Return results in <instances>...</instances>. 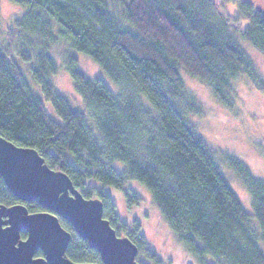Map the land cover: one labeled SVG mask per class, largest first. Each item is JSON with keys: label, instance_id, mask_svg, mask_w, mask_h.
<instances>
[{"label": "trees", "instance_id": "trees-1", "mask_svg": "<svg viewBox=\"0 0 264 264\" xmlns=\"http://www.w3.org/2000/svg\"><path fill=\"white\" fill-rule=\"evenodd\" d=\"M10 1L23 14L15 19L18 29L9 32L14 43H0V136L35 149L85 198L100 199L104 218L118 236L137 245L140 264H146L142 257L163 263L141 232L143 222L122 221L107 188L123 190L133 207L141 197L126 186L145 187L151 207L202 264H208L207 258L215 264H264V179L255 177L240 157L218 154L200 137L189 116L203 110L182 77L185 72L199 80L228 108L235 104L241 78L264 90L259 86L263 76L238 42L240 36L264 56V12L243 1L247 11L241 9V19L253 22L245 32L217 15L215 0H119L121 15L111 10L117 0ZM58 40L72 51L65 64L83 109L52 81L59 67L49 50ZM74 51L90 57L122 91L85 75ZM22 61L33 64L42 97L25 78ZM43 100L61 121L50 117ZM113 109L126 112L127 120L101 126V116ZM223 162L251 195L253 214L228 183ZM18 203L0 176V206ZM26 207L29 213L46 211L37 200ZM60 220L72 234L66 257L102 264L99 252Z\"/></svg>", "mask_w": 264, "mask_h": 264}, {"label": "rangeland", "instance_id": "rangeland-1", "mask_svg": "<svg viewBox=\"0 0 264 264\" xmlns=\"http://www.w3.org/2000/svg\"><path fill=\"white\" fill-rule=\"evenodd\" d=\"M247 1L253 3L254 7L259 3V0ZM123 7L124 5L120 4L119 0H117L114 10L113 8L111 10L115 14L121 15ZM22 14L23 9L21 7L13 4L10 0H0V43L4 39L6 40L4 44L14 43L13 38L9 37V32L11 28L18 29L15 25V19L20 18ZM246 26L244 25V28ZM38 42L43 44L42 40ZM238 42L251 57L257 71L264 78V60H262L264 56L251 43L245 41L240 36H238ZM71 53L72 51L66 42L58 40L56 43L50 45L49 54L56 60L59 67L52 81L60 94L66 96L79 109H83V103L79 100L80 97L74 88L71 74L65 64L66 56ZM74 54H76L79 60L78 68L85 75L92 79L96 77L102 78L107 86L112 91H115L114 87L111 86L113 82L96 62L85 54L75 51ZM21 66L24 70L25 78L32 85L33 92L42 97L31 73L33 64L22 61ZM182 74L188 90L194 94L203 110L202 115L191 114L189 116L190 123L195 127L200 137L218 154L230 152L240 157L247 163L255 177L264 179V176L261 175V173H264V148L257 142V138L260 135L261 121H264V90L259 89L249 78H241L236 83L238 95L235 104L233 108H228L211 93L206 85L195 78L189 77L185 72ZM44 103L50 117L61 121L52 105L47 101H44ZM122 166V164L119 165L120 169ZM223 171L228 183L232 186L231 188H233L242 201L244 209L249 214H253L252 198L246 187L224 162ZM126 189H135L134 192L141 197L139 205L130 203V205H134L133 207L130 206V208L123 190L113 187L106 190L116 204L117 213L122 221L130 222L136 219L139 222H143L141 232L145 235L150 250L156 254L163 264H202L178 241L176 234L172 233V230L163 220V216L158 208L155 205L151 207L153 198L145 187L137 182H130L126 186ZM148 200L151 202H148ZM254 227L257 229L255 224ZM260 247L264 251L263 241L260 242ZM142 260L146 264L149 263V260L145 257H142ZM207 262L208 264H215L212 258H207Z\"/></svg>", "mask_w": 264, "mask_h": 264}, {"label": "water", "instance_id": "water-1", "mask_svg": "<svg viewBox=\"0 0 264 264\" xmlns=\"http://www.w3.org/2000/svg\"><path fill=\"white\" fill-rule=\"evenodd\" d=\"M0 176L20 202L0 206V264H98L66 257L72 234L60 219L99 252L102 264H140L137 245L118 236L104 218L103 202L85 198L67 174L51 169L35 149L0 136ZM35 200L46 211L29 213L24 203ZM38 251L42 256H36Z\"/></svg>", "mask_w": 264, "mask_h": 264}, {"label": "snow or ice", "instance_id": "snow-or-ice-1", "mask_svg": "<svg viewBox=\"0 0 264 264\" xmlns=\"http://www.w3.org/2000/svg\"><path fill=\"white\" fill-rule=\"evenodd\" d=\"M230 4H235L236 7L232 8L230 7ZM255 7L258 8V10H260L261 12H264V0H259L258 5H256ZM241 9H245V11H247L243 0H215L214 11H216L217 15L225 20L233 21L235 25L240 26L241 29L247 32L248 29L244 28V25H248L249 27H251L253 22L251 20L241 19V16L243 15ZM260 47L264 48V42L260 44ZM262 60H264V58H262ZM111 86L114 87L113 84ZM259 86L261 88H264V79H262V82ZM127 118L128 117L126 112H116V110L113 109V114H103L101 116L100 124L101 126H105V122L107 120H114L117 123H124ZM257 142L262 148H264V121H261L260 135L257 138ZM261 175L264 176V173H261ZM126 190L129 191L130 194L135 191V189Z\"/></svg>", "mask_w": 264, "mask_h": 264}, {"label": "clouds", "instance_id": "clouds-1", "mask_svg": "<svg viewBox=\"0 0 264 264\" xmlns=\"http://www.w3.org/2000/svg\"><path fill=\"white\" fill-rule=\"evenodd\" d=\"M230 7L235 8V4H230ZM114 88L116 89V92H121L122 91V85H117L116 82H113Z\"/></svg>", "mask_w": 264, "mask_h": 264}, {"label": "flooded vegetation", "instance_id": "flooded-vegetation-1", "mask_svg": "<svg viewBox=\"0 0 264 264\" xmlns=\"http://www.w3.org/2000/svg\"><path fill=\"white\" fill-rule=\"evenodd\" d=\"M25 205H26V203H24ZM23 233V232H22ZM22 233H21V239H26V237H27V233H26V237L25 238H22Z\"/></svg>", "mask_w": 264, "mask_h": 264}]
</instances>
